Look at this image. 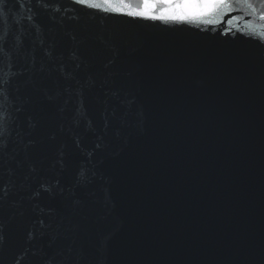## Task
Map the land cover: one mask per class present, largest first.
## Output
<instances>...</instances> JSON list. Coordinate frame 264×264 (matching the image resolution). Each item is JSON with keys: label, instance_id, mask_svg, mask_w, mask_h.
Returning a JSON list of instances; mask_svg holds the SVG:
<instances>
[{"label": "water", "instance_id": "water-1", "mask_svg": "<svg viewBox=\"0 0 264 264\" xmlns=\"http://www.w3.org/2000/svg\"><path fill=\"white\" fill-rule=\"evenodd\" d=\"M241 15L6 0L0 264H264V44Z\"/></svg>", "mask_w": 264, "mask_h": 264}, {"label": "snow or ice", "instance_id": "snow-or-ice-1", "mask_svg": "<svg viewBox=\"0 0 264 264\" xmlns=\"http://www.w3.org/2000/svg\"><path fill=\"white\" fill-rule=\"evenodd\" d=\"M72 2L80 5L82 9H92L94 12H107L129 16L132 19L163 23L190 24L193 21H203L207 25H213L216 18L221 17L222 14L230 15L233 11H238L243 15L232 16L227 21L228 25H232L233 20L237 21L234 29L236 32L258 37L261 44H264V0H72ZM5 3L6 0H0V14H2ZM161 5L171 7L161 10L159 7ZM113 6H124L130 10L124 11L120 7ZM158 12L159 15L156 14ZM246 17H251V19ZM223 34L227 35L228 31ZM2 52L3 48L0 47V53ZM4 83L10 84L11 81ZM2 87L3 85H0V88Z\"/></svg>", "mask_w": 264, "mask_h": 264}]
</instances>
